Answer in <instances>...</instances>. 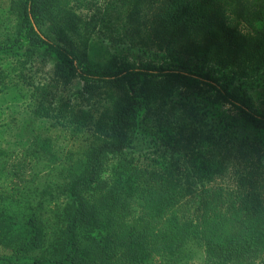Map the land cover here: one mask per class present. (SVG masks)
Masks as SVG:
<instances>
[{
  "label": "trees",
  "instance_id": "1",
  "mask_svg": "<svg viewBox=\"0 0 264 264\" xmlns=\"http://www.w3.org/2000/svg\"><path fill=\"white\" fill-rule=\"evenodd\" d=\"M67 1L13 0L15 31L0 39V60L27 46L53 64L48 105L30 110L42 113L34 143L0 142V264H264V111L231 85L264 68V0H108L124 14V44L143 39L200 66L92 63L78 23L62 16ZM151 97L171 109L174 154L140 161L128 131ZM220 106L234 115L220 119ZM57 162L67 163L59 175ZM52 206L62 219L46 215Z\"/></svg>",
  "mask_w": 264,
  "mask_h": 264
},
{
  "label": "rangeland",
  "instance_id": "2",
  "mask_svg": "<svg viewBox=\"0 0 264 264\" xmlns=\"http://www.w3.org/2000/svg\"><path fill=\"white\" fill-rule=\"evenodd\" d=\"M12 1L0 0V39L10 34V31H15L16 18L9 11ZM128 1L130 2L131 0ZM153 4L150 7H157L160 3ZM65 5L67 8L62 16L66 18L73 17L74 21L78 23L74 35L79 43L87 40L86 45L89 47L85 49L82 46L81 49H85L88 52V58L92 63L103 64L111 60L120 64L125 62H156L158 64L175 65V63L181 61L180 63L189 66L201 65L194 56L177 55L176 58H168L162 53L155 55V49L151 48V46L149 47V43L144 42L142 34L138 38H141L143 41L137 40L136 46L131 47L128 43L124 44V41L128 39L124 31V14H122L121 10L112 8L108 0H69ZM46 27L43 26L42 28L48 32ZM28 53V47L25 46L17 54H4V57L0 60V142L2 140L5 141V143H2L3 147L7 145L8 147L16 148L22 146L28 147V145L34 143V140H28V137L33 136L34 138L38 133L39 130L37 129L40 124L38 117L42 113L37 116L35 113H31L30 110L35 112L36 108L40 110L48 105L42 101L43 95L41 89L45 85V79L48 76L45 72L51 69L53 64L49 60L48 62H40L41 56L40 58H35V54L28 56ZM44 64H46L45 67H43ZM207 70L212 71L222 79L228 73L226 70H213V68ZM252 78L250 81L236 78L232 80L231 85L236 89H246L252 97L255 107L264 111V68ZM83 85L82 82H75L72 87L78 89ZM180 96L181 92L179 91L178 96L174 95L167 99L168 107L171 104L176 105L178 100H181ZM183 101L187 105L185 109L189 110L191 108V101H195V94H189ZM93 103L98 107L96 101H93ZM203 103L205 105L204 101ZM202 107L203 104L197 102L193 112L198 111L202 114ZM170 110L162 109L160 100H155L153 97L146 100L141 116L128 131L129 140L126 151L129 155L140 161H144L146 157L156 156L160 151L165 152L167 155L174 154L171 149H166L168 146L166 132L170 127L169 120L171 114L169 113L168 120L166 119V115L168 114L167 111ZM220 111L221 115H218L220 119L225 118V115L230 117L234 115L228 112L227 107L220 106ZM208 121L210 122V120ZM24 127H27L26 131L21 137H18L19 131L24 130ZM56 130L54 128L47 133L55 135ZM85 136H88V132ZM2 145L0 144V146ZM180 163H182V160ZM47 164L48 162L41 158L38 162L37 170L47 171L44 166ZM66 165L67 163H55V175H59ZM45 176L39 179L38 185L40 188L45 184ZM62 207L60 209L53 206L52 209L47 208L50 212L46 215L62 219L60 216ZM58 227L59 229L63 227L61 221Z\"/></svg>",
  "mask_w": 264,
  "mask_h": 264
}]
</instances>
